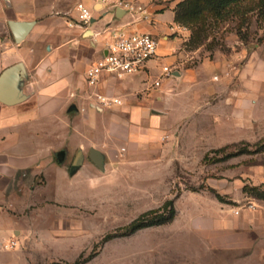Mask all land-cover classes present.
Instances as JSON below:
<instances>
[{
	"label": "crops",
	"instance_id": "0c3cea01",
	"mask_svg": "<svg viewBox=\"0 0 264 264\" xmlns=\"http://www.w3.org/2000/svg\"><path fill=\"white\" fill-rule=\"evenodd\" d=\"M128 1L140 4L144 12L114 8L105 0H0V77L6 69L13 71L8 87L10 101H0V264H39L21 259L31 233L27 209L44 199L52 171L66 178L70 149L76 152L69 168L73 179L91 170V166L101 168L90 158L92 149L102 154L101 166L107 161L109 164L130 159L146 168L151 177L157 172H172L180 162L176 159L181 154L173 159L176 142L170 135L181 140L177 126L187 116H195L200 97L198 74L205 62L188 66L184 54V62L175 69V78L166 80L161 87L152 85L164 65L175 68L174 52L179 43L164 35L174 15L167 10L157 12L164 5L154 0ZM78 3L94 11V20L88 26L72 25L77 20ZM152 20L156 24L150 23ZM26 24L24 34L17 39L16 26ZM120 27L157 35V56L149 61L145 72L122 78L105 75L100 91L120 98L122 104L100 110L92 105L94 99L89 97L91 89L85 75L102 57L106 39ZM246 52L243 49L232 55L231 61L246 58ZM263 53L264 40L236 71L226 69L235 78L227 87L226 115L231 130L237 122L264 128ZM207 91L211 92L212 86ZM230 138L237 137L233 133ZM63 144L68 147L60 148ZM122 147L125 153H121ZM41 174L45 182L40 185ZM32 217H36L35 213ZM261 221L262 213H249L237 221L233 233L215 237L212 240L216 243L212 244L255 248L264 226ZM14 237L18 246L5 248Z\"/></svg>",
	"mask_w": 264,
	"mask_h": 264
},
{
	"label": "rangeland",
	"instance_id": "374dc122",
	"mask_svg": "<svg viewBox=\"0 0 264 264\" xmlns=\"http://www.w3.org/2000/svg\"><path fill=\"white\" fill-rule=\"evenodd\" d=\"M184 1L154 0L164 5L157 12L167 10L174 15L164 33L179 43L173 69H179L184 54L188 66L205 62L198 74L200 97L195 116H187L177 126L181 140L170 135L176 142L173 159L181 154L176 159L180 162L172 172H157L151 177L143 166L122 158L118 163L107 161L101 168L91 166L73 179L69 168L76 152L70 149L66 178L52 171L44 199L27 209L31 233L27 242L24 240L27 251L21 253L22 260L73 264L92 254L84 264H264V226L252 249L217 246L212 240L219 235L228 237L237 221L249 213L264 215V201L247 192L261 185L258 191L264 192V128L237 122L231 130L226 115L227 87L235 79L226 69L236 71L262 44L264 18L259 11L264 4L244 0L226 19L206 12L198 19L176 21ZM243 49L247 50L246 58L240 56L232 62V55ZM233 133L236 139L230 138ZM246 135L253 138H242ZM51 142L57 144L58 140ZM125 152L122 147L121 153ZM88 154L86 149L87 158ZM39 179V184H44L42 174ZM168 199H175L177 209L172 223L103 242L106 235L122 231L141 213L162 206Z\"/></svg>",
	"mask_w": 264,
	"mask_h": 264
},
{
	"label": "built area",
	"instance_id": "2783aa9c",
	"mask_svg": "<svg viewBox=\"0 0 264 264\" xmlns=\"http://www.w3.org/2000/svg\"><path fill=\"white\" fill-rule=\"evenodd\" d=\"M105 1H109L114 8L128 9L133 13L144 12L141 5L126 0ZM76 9L77 20L72 22V25L88 26L94 19V11L83 3H78ZM158 47L159 37L153 33L130 30L127 27L114 30L110 38L105 41L102 57L93 62L86 71V84L91 89L89 97L94 99L92 105L100 110L112 104L121 105L120 98L107 96L100 91L102 78L105 75L122 78L128 74L145 72L149 61L157 56ZM174 76L175 70L171 66L164 65L152 85L161 87L166 80ZM71 96L75 97L76 93H71ZM17 246L18 241L15 239L4 245L7 249H14Z\"/></svg>",
	"mask_w": 264,
	"mask_h": 264
},
{
	"label": "trees",
	"instance_id": "16d2710c",
	"mask_svg": "<svg viewBox=\"0 0 264 264\" xmlns=\"http://www.w3.org/2000/svg\"><path fill=\"white\" fill-rule=\"evenodd\" d=\"M243 1L244 0H186L183 3H180L179 6L182 9L179 8L177 11L175 20L188 22L191 19L200 18L206 12H210L214 16L221 19H226L235 12L236 8H238ZM260 2L264 4V0H261ZM259 15L264 18V6L261 7ZM261 187L249 188L247 191L249 196L264 201V192L258 191L262 190ZM246 189L247 185L244 186L243 190L246 191ZM216 195L219 197L218 193ZM176 215L177 209L175 206V199H168L162 206L141 213L131 223L122 228V231L106 235L103 238V242L115 237L131 235L145 228L171 223L175 219ZM91 258L92 254L83 260H76L73 264H84Z\"/></svg>",
	"mask_w": 264,
	"mask_h": 264
},
{
	"label": "water",
	"instance_id": "95a60500",
	"mask_svg": "<svg viewBox=\"0 0 264 264\" xmlns=\"http://www.w3.org/2000/svg\"><path fill=\"white\" fill-rule=\"evenodd\" d=\"M26 28H27V24L23 26H18V27L16 26L15 29H16L17 39L22 37ZM12 75H13L12 69H6L0 77V101L5 102V103H8L10 101V94L8 92V87H9V81ZM74 108H75L74 106L71 107V109H74ZM59 157L60 158L63 157L62 152L59 153ZM77 158L75 160V163L77 162ZM90 158L95 164L101 167L103 157H102V154L98 150L92 149L90 152Z\"/></svg>",
	"mask_w": 264,
	"mask_h": 264
}]
</instances>
